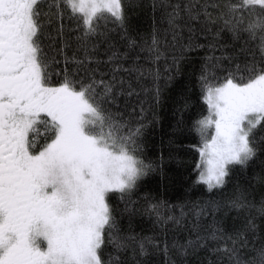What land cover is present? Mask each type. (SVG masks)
Here are the masks:
<instances>
[{
  "label": "snow or ice",
  "instance_id": "6c2138e0",
  "mask_svg": "<svg viewBox=\"0 0 264 264\" xmlns=\"http://www.w3.org/2000/svg\"><path fill=\"white\" fill-rule=\"evenodd\" d=\"M157 8L173 39L184 28L193 31V23L206 28L222 21L234 38L247 33L246 43L255 42L250 60L230 61L222 75L208 69L200 75L207 114L196 121V182L209 192L221 189L229 165L244 166L256 156L254 132L264 124V0H153ZM66 19L75 23L71 31L79 33L83 58L65 54ZM125 20L124 0H0V264H127L129 251L145 256L149 246L159 247L151 238L122 235L110 204L111 193L128 200L150 167L136 154L140 129L127 130L107 107L126 83L121 72L142 77L144 71L135 63L125 68L115 52L107 61L110 73L88 67V41L107 37L109 23L124 29ZM155 23L148 51L159 60ZM136 46L129 40L130 49ZM57 56L65 67L54 82ZM213 204L238 215L255 208L264 217V200L257 207L243 193ZM159 207L151 205L164 223L180 224L185 216L181 208L179 217H165ZM204 214V207L192 210L196 219ZM255 220L245 215L230 235L214 220L206 237L198 234L173 248L183 256L210 239L219 242L213 254L228 264H264V237L257 246Z\"/></svg>",
  "mask_w": 264,
  "mask_h": 264
},
{
  "label": "trees",
  "instance_id": "16d2710c",
  "mask_svg": "<svg viewBox=\"0 0 264 264\" xmlns=\"http://www.w3.org/2000/svg\"><path fill=\"white\" fill-rule=\"evenodd\" d=\"M124 2V29L109 23L107 37H93L88 41L89 54L93 56L88 67L98 68V74L110 73L111 64L107 61L115 52L125 68L135 63L144 71L142 77L137 73L121 72L119 75L126 83L123 87L117 86L115 104L107 106L127 124V130L140 129L136 136V154L150 165L128 200H121L119 193L110 194V204L121 234L151 238L159 244V247L149 246L145 256H134L129 251L127 264H228L225 257L212 252L218 246L217 241L207 239L203 242L204 247L190 249L183 256L173 245L195 241L198 234L206 237V230L214 220L217 228L230 235L239 228L245 215L256 216L257 246L264 237V217L257 216L255 208L238 215L237 211L225 208L216 211L213 204L224 205L241 193L257 207L264 200V124L254 132L256 156L247 165H229V175L223 188L209 192L206 185L196 182L199 174L196 165L200 159L197 151L200 134L196 130V121L207 114L201 93V72L208 69L222 75L223 70L231 66L230 61L244 63L250 60L249 49L255 50V42L246 43L247 33H241L239 39L234 38L222 21L206 28L193 23V31L184 28L173 39L162 19V11L159 8L153 11V0ZM44 10L47 11L46 8ZM247 19L246 15V22ZM154 21L161 52L159 60H154L148 51ZM64 23L70 45L65 54L71 57L75 53L78 58H83L84 51L78 50L79 42L76 40L79 33L71 31L75 23L67 19ZM129 40L136 42L134 49L128 47ZM48 43L45 42L46 47ZM57 59L60 63L52 68L54 82L60 78L57 73L65 67L63 58L57 56ZM216 64L219 67L213 68L212 65ZM67 67L71 70L74 66ZM128 83H131V89ZM130 90L132 95H128ZM154 204L160 206L159 211L165 217H179L183 208L185 216L182 222H162L151 208ZM197 207L205 208V214L199 219L192 215V210ZM249 240V247H252L251 234ZM165 245L169 249L167 255Z\"/></svg>",
  "mask_w": 264,
  "mask_h": 264
}]
</instances>
